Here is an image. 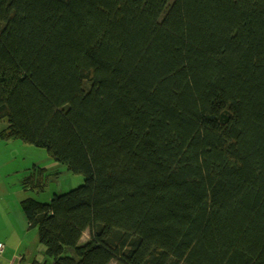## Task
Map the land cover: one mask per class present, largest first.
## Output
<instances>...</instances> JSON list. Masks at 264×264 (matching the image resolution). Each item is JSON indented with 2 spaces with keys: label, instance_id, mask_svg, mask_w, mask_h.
Returning <instances> with one entry per match:
<instances>
[{
  "label": "trees",
  "instance_id": "obj_1",
  "mask_svg": "<svg viewBox=\"0 0 264 264\" xmlns=\"http://www.w3.org/2000/svg\"><path fill=\"white\" fill-rule=\"evenodd\" d=\"M3 120L53 264H264V0H0Z\"/></svg>",
  "mask_w": 264,
  "mask_h": 264
},
{
  "label": "rangeland",
  "instance_id": "obj_2",
  "mask_svg": "<svg viewBox=\"0 0 264 264\" xmlns=\"http://www.w3.org/2000/svg\"><path fill=\"white\" fill-rule=\"evenodd\" d=\"M7 128L8 121H1L0 210L6 212V209H9L16 213L22 201L27 198L49 203L54 195L65 194L84 184L83 175L70 172L65 165L55 161L46 149L24 143L19 139H3L2 133ZM35 165L47 170L46 184L42 192L24 189L22 185V181L31 174L30 170ZM88 237L89 234L86 232L82 243L86 242Z\"/></svg>",
  "mask_w": 264,
  "mask_h": 264
},
{
  "label": "crops",
  "instance_id": "obj_3",
  "mask_svg": "<svg viewBox=\"0 0 264 264\" xmlns=\"http://www.w3.org/2000/svg\"><path fill=\"white\" fill-rule=\"evenodd\" d=\"M16 213L0 210V264H53L40 243L37 229L31 228L21 207ZM115 264V263H114Z\"/></svg>",
  "mask_w": 264,
  "mask_h": 264
},
{
  "label": "built area",
  "instance_id": "obj_4",
  "mask_svg": "<svg viewBox=\"0 0 264 264\" xmlns=\"http://www.w3.org/2000/svg\"><path fill=\"white\" fill-rule=\"evenodd\" d=\"M4 252V246L0 244V255Z\"/></svg>",
  "mask_w": 264,
  "mask_h": 264
}]
</instances>
